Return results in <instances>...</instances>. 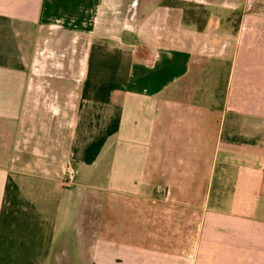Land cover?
I'll return each instance as SVG.
<instances>
[{"label": "crops", "instance_id": "obj_1", "mask_svg": "<svg viewBox=\"0 0 264 264\" xmlns=\"http://www.w3.org/2000/svg\"><path fill=\"white\" fill-rule=\"evenodd\" d=\"M191 1L0 0V264H264V14Z\"/></svg>", "mask_w": 264, "mask_h": 264}, {"label": "rangeland", "instance_id": "obj_2", "mask_svg": "<svg viewBox=\"0 0 264 264\" xmlns=\"http://www.w3.org/2000/svg\"><path fill=\"white\" fill-rule=\"evenodd\" d=\"M184 20L197 28L204 25L222 26L219 33L214 34L225 40L236 29L239 16L243 12L264 14V0H202L184 4ZM210 29V28H208ZM209 34V36H213Z\"/></svg>", "mask_w": 264, "mask_h": 264}, {"label": "built area", "instance_id": "obj_3", "mask_svg": "<svg viewBox=\"0 0 264 264\" xmlns=\"http://www.w3.org/2000/svg\"><path fill=\"white\" fill-rule=\"evenodd\" d=\"M74 171L72 169L68 170L63 177V183L68 185L71 184L73 182L74 179Z\"/></svg>", "mask_w": 264, "mask_h": 264}, {"label": "trees", "instance_id": "obj_4", "mask_svg": "<svg viewBox=\"0 0 264 264\" xmlns=\"http://www.w3.org/2000/svg\"><path fill=\"white\" fill-rule=\"evenodd\" d=\"M201 29V28H200Z\"/></svg>", "mask_w": 264, "mask_h": 264}]
</instances>
